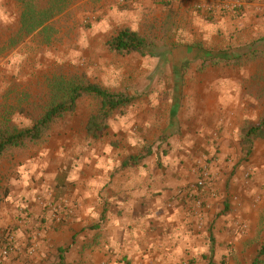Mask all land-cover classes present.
I'll list each match as a JSON object with an SVG mask.
<instances>
[{"label":"rangeland","instance_id":"374dc122","mask_svg":"<svg viewBox=\"0 0 264 264\" xmlns=\"http://www.w3.org/2000/svg\"><path fill=\"white\" fill-rule=\"evenodd\" d=\"M62 1H65L61 7L66 8V16L57 23L56 30H49L45 36H33L19 47L4 51V62L9 67L4 75L6 85L3 93L0 92L1 101L9 99L10 103L16 104L25 91L31 93L40 88L42 81L45 82L58 68L77 70L92 83L111 92L138 97L137 103L148 99L157 87L170 85L172 78L165 73L170 68L184 72L183 79L177 78V82L183 81V86H198L204 81L218 84L221 81L225 86L237 88L239 95H234L239 98L235 105L237 110L228 123L224 120L221 130L223 138L228 140V151L222 160L217 158L215 165H210V158L205 160L213 184H206L199 194L191 196V200L202 201L197 203L201 209L207 208L208 195L219 199L220 207L208 221L206 230L200 231L203 234L199 238V246L207 252L192 255L190 264H206L212 257L215 264H251L264 245V139H257L252 153L247 155L243 131L257 123L264 110V99L261 104L264 95V55L256 60L249 56L242 64L206 72H201L197 67L201 61H176L170 55L176 54L182 59L188 55L198 56V48L204 51L202 56L226 48L236 53L263 49L264 0ZM7 3L8 12L11 15L15 12L20 18V4L15 0H8ZM123 28L143 34L156 29L162 48L154 52H160V57L138 53L122 55L112 51L108 42ZM11 30L14 29L6 30L7 36ZM189 45L195 49L188 50ZM197 72L201 75L205 73L206 79ZM14 89H17L16 93L12 91ZM99 108L100 100L94 96L79 99L73 112L54 122L44 145L9 157L0 164L2 183L5 177V181L10 183V168L24 165L36 156L43 158L45 163L42 162V165L48 172L58 170L60 175L68 173L75 164L78 165L80 159L88 157L91 147L98 143L85 135V126ZM15 121L23 127L32 123L22 115H16ZM108 133L111 134L110 128ZM109 136L103 139V143L109 142ZM6 168L9 169L7 173ZM201 177L203 169L197 180ZM31 180L36 182L34 178ZM46 180L43 176L40 182ZM9 185L5 183L3 189L0 188V197L5 190V193L11 192ZM43 198L44 218L40 216L39 219L46 221V214L43 213L50 211V202L47 205L45 202L48 198ZM16 202L0 199V218L14 222L0 226V264H57L58 256L66 248L53 246L47 250L41 249V242L45 238L41 236L42 225L31 222L33 200L31 205H28L29 201H25V207L18 205L15 214L10 209ZM58 202L60 211L56 212L54 208L52 211L55 220L58 217L60 223L63 221L65 203L61 200ZM4 250H8L7 255ZM64 256L66 259L67 255ZM100 264L115 263L102 260Z\"/></svg>","mask_w":264,"mask_h":264},{"label":"crops","instance_id":"0c3cea01","mask_svg":"<svg viewBox=\"0 0 264 264\" xmlns=\"http://www.w3.org/2000/svg\"><path fill=\"white\" fill-rule=\"evenodd\" d=\"M7 2L0 0V92L9 67L1 46L6 45V30L17 29L20 19L15 12H8ZM198 49V56H170L176 61L202 63L206 55ZM165 73L172 78L170 85L157 87L144 102H134L110 118L102 137L88 136L85 126V135L98 143L68 173L48 172L38 156L10 168L8 178L12 179L8 183L3 178L0 188L10 184L11 192L5 190L0 199L17 201L10 209L15 214L18 205L25 207V201L31 205L33 200L31 222L42 225L41 236L45 238L39 244L41 249L62 246L66 248L64 259L72 264H100L102 260L115 264H190L192 255L207 252L199 246L200 231L206 230L220 207L219 199L208 195L207 208L201 209L187 194L200 170L206 168L205 160L210 158V165H215L228 151V140L221 130L224 120L228 123L237 110L239 98L234 95H239L238 89L221 81L183 86L177 78L183 79L184 72L170 68ZM197 73L206 79L205 73ZM107 136L109 142L103 143ZM132 157L137 161L125 164ZM43 176L47 178L44 183L40 182ZM43 197L52 206L43 213L46 221L39 219L44 218ZM60 200L65 204L59 223L52 208ZM10 223L14 222L0 218V226Z\"/></svg>","mask_w":264,"mask_h":264},{"label":"trees","instance_id":"16d2710c","mask_svg":"<svg viewBox=\"0 0 264 264\" xmlns=\"http://www.w3.org/2000/svg\"><path fill=\"white\" fill-rule=\"evenodd\" d=\"M20 4L19 27L11 30L7 36L5 50L19 47L36 35L45 36L49 30H56L58 22L66 16V8L61 7L62 0H15ZM156 29L143 34L139 31L123 28L108 42L112 51L122 55L138 53L144 56L160 57L162 48L158 42ZM187 46V49H195ZM264 55V48L251 53H236L230 48L222 49L215 54L206 55L199 67L201 72L211 68L229 67L244 63L251 56L254 60ZM17 89L15 91L16 93ZM12 91H9L10 93ZM32 93V94H31ZM31 93L24 92L16 104L0 101V164L9 157L19 155L30 149L39 148L48 140L49 131L55 121L76 109L78 100L85 96H94L100 100V108L93 113L86 124L88 136L102 137L109 127V120L117 113L132 105L138 97L125 93L111 92L102 86L92 83L85 74L77 70L58 68L42 81L40 88ZM262 93V92H261ZM261 98L263 103L264 95ZM3 100V98H1ZM22 115L31 120V125L23 127L16 123L15 116ZM246 154L253 151L254 142L264 139V110L257 123L251 124L243 131ZM132 157L125 164L137 161ZM124 164V165H125ZM2 176L0 174V186ZM188 197V196H187ZM213 258V257H212ZM212 258L206 264H215ZM57 264H68L64 254L60 253ZM251 264H264V245L258 251Z\"/></svg>","mask_w":264,"mask_h":264},{"label":"built area","instance_id":"2783aa9c","mask_svg":"<svg viewBox=\"0 0 264 264\" xmlns=\"http://www.w3.org/2000/svg\"><path fill=\"white\" fill-rule=\"evenodd\" d=\"M206 184L212 185L213 184V178H211V175H210L209 171L207 170V168H204L203 169V177H201L200 179H198L195 183H193L191 185V189L187 195L194 196V195L199 194L200 189L202 187H204ZM198 202L202 203V201H196V204ZM60 209H61V205H60V203H57L56 207L54 208V211L57 212L58 210L60 211ZM4 254L7 255L8 250H4Z\"/></svg>","mask_w":264,"mask_h":264}]
</instances>
